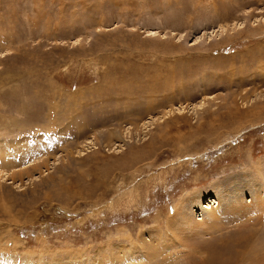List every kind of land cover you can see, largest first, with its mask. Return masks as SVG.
<instances>
[{
	"label": "rangeland",
	"instance_id": "obj_1",
	"mask_svg": "<svg viewBox=\"0 0 264 264\" xmlns=\"http://www.w3.org/2000/svg\"><path fill=\"white\" fill-rule=\"evenodd\" d=\"M0 264H264V0H0Z\"/></svg>",
	"mask_w": 264,
	"mask_h": 264
},
{
	"label": "bare ground",
	"instance_id": "obj_2",
	"mask_svg": "<svg viewBox=\"0 0 264 264\" xmlns=\"http://www.w3.org/2000/svg\"><path fill=\"white\" fill-rule=\"evenodd\" d=\"M215 212H216V211H215ZM200 214H201V213H200ZM212 214H213V213H212ZM217 214H218V213H217ZM217 214H216L215 216H214V214H213V216L211 215V217H212L213 220H216V218H217V216H218Z\"/></svg>",
	"mask_w": 264,
	"mask_h": 264
}]
</instances>
